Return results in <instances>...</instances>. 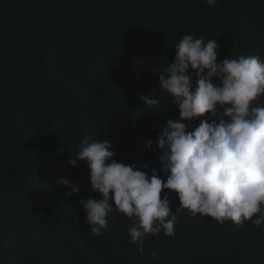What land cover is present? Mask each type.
I'll list each match as a JSON object with an SVG mask.
<instances>
[{
  "label": "trees",
  "instance_id": "trees-1",
  "mask_svg": "<svg viewBox=\"0 0 264 264\" xmlns=\"http://www.w3.org/2000/svg\"><path fill=\"white\" fill-rule=\"evenodd\" d=\"M184 35L216 39L219 61L264 60V0H0V264H264V225L250 221L181 211L175 235L145 236L143 254L118 211L101 236L86 223L81 201L102 197L76 156L85 135L110 140L116 161L166 181L162 152L146 142L180 121L159 76ZM153 93L161 107L147 109L141 96ZM262 105L264 96L253 107ZM180 122L187 131L199 124ZM164 196L175 213L177 195Z\"/></svg>",
  "mask_w": 264,
  "mask_h": 264
},
{
  "label": "clouds",
  "instance_id": "clouds-1",
  "mask_svg": "<svg viewBox=\"0 0 264 264\" xmlns=\"http://www.w3.org/2000/svg\"><path fill=\"white\" fill-rule=\"evenodd\" d=\"M218 47L216 39L205 42L184 35L175 45L173 62L160 73L161 95L171 97L180 121L199 120L187 131L185 123L169 119L156 139L146 142L148 149L155 144L162 152L160 171L166 181L156 169L149 177L139 164L116 161L110 140L83 137L76 156L87 163L91 189L102 197L81 201L92 234L103 235L109 216L118 211L132 220L128 235L143 254L145 236L173 237L177 213L185 210L193 218L199 214L219 224L264 225V105L253 107L264 96V60L228 55L219 61ZM189 69L196 76L195 90ZM160 97L153 93L141 100L152 109L161 107ZM206 114L216 119L209 123ZM70 164L76 166L75 161ZM58 185L71 189L68 196L79 192L67 178ZM164 190L178 197L175 213L167 196L161 199ZM151 256L156 259L157 253Z\"/></svg>",
  "mask_w": 264,
  "mask_h": 264
}]
</instances>
